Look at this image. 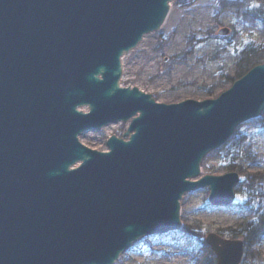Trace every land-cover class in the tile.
<instances>
[{
	"label": "water",
	"instance_id": "95a60500",
	"mask_svg": "<svg viewBox=\"0 0 264 264\" xmlns=\"http://www.w3.org/2000/svg\"><path fill=\"white\" fill-rule=\"evenodd\" d=\"M173 1L0 0V264H113L139 238L181 229L185 192L234 202L239 174L200 176L201 162L264 111V62L201 101L119 84L122 56ZM119 121L106 150L80 142ZM204 241L215 264L240 263L242 240Z\"/></svg>",
	"mask_w": 264,
	"mask_h": 264
},
{
	"label": "rangeland",
	"instance_id": "374dc122",
	"mask_svg": "<svg viewBox=\"0 0 264 264\" xmlns=\"http://www.w3.org/2000/svg\"><path fill=\"white\" fill-rule=\"evenodd\" d=\"M222 1L228 5L224 9ZM255 9L264 18L259 0L173 1L161 27L122 56L120 84L137 87L159 103L217 97L234 82L239 52L264 43L262 20L244 15ZM221 28L229 33L220 36ZM257 119L238 125L201 162L200 176L239 174L234 202L229 207L211 205L207 187L185 192L180 199L181 229L139 238L113 264H210L203 246L208 233L243 241L245 226H258L264 212V126ZM128 124L119 121L83 131L79 140L103 151L107 138L121 137ZM239 264H264V234L246 252L243 247Z\"/></svg>",
	"mask_w": 264,
	"mask_h": 264
},
{
	"label": "trees",
	"instance_id": "16d2710c",
	"mask_svg": "<svg viewBox=\"0 0 264 264\" xmlns=\"http://www.w3.org/2000/svg\"><path fill=\"white\" fill-rule=\"evenodd\" d=\"M259 3L264 6V0H259ZM220 9H224L227 7V2H220ZM258 10L247 11L244 15L253 16L251 19L259 18L262 20L264 24V18L257 13ZM264 62V43L261 45H248L243 50H241L236 58V68H235V76L233 77V81L244 75L250 68L255 66L256 64ZM257 122L264 126V111L257 117ZM258 226H249L250 224L245 226V233L243 238L244 243V251L246 252L249 247L255 243H259L262 241V235L264 234V212L260 215ZM204 248L210 254V264L216 263V257L213 252L210 250L208 245L203 242Z\"/></svg>",
	"mask_w": 264,
	"mask_h": 264
},
{
	"label": "bare ground",
	"instance_id": "6f19581e",
	"mask_svg": "<svg viewBox=\"0 0 264 264\" xmlns=\"http://www.w3.org/2000/svg\"><path fill=\"white\" fill-rule=\"evenodd\" d=\"M168 16V15H167ZM167 18V17H166ZM146 36H144V38H145ZM121 77H122V75H121ZM121 77H120V79H121ZM119 84H120V80H119ZM120 86H122L121 84H120Z\"/></svg>",
	"mask_w": 264,
	"mask_h": 264
}]
</instances>
